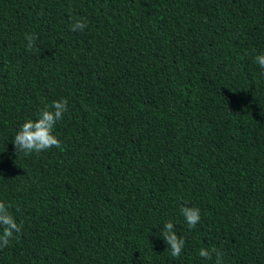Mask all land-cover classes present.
I'll use <instances>...</instances> for the list:
<instances>
[{
	"label": "trees",
	"instance_id": "1",
	"mask_svg": "<svg viewBox=\"0 0 264 264\" xmlns=\"http://www.w3.org/2000/svg\"><path fill=\"white\" fill-rule=\"evenodd\" d=\"M253 50L264 0H0V201L22 225L0 264H215L198 255L213 246L264 264ZM61 98V148L17 154L16 131ZM182 206L200 209L195 228Z\"/></svg>",
	"mask_w": 264,
	"mask_h": 264
},
{
	"label": "clouds",
	"instance_id": "2",
	"mask_svg": "<svg viewBox=\"0 0 264 264\" xmlns=\"http://www.w3.org/2000/svg\"><path fill=\"white\" fill-rule=\"evenodd\" d=\"M85 18H76L70 26L73 32H82L87 28ZM26 50L31 51L37 48V37L33 34H25ZM254 54V63L264 70V53ZM68 111V99L61 98L53 101L50 108L42 109L35 120L27 119L16 131L12 143L17 154H39L53 147L61 148V141L54 135L56 123L63 119ZM10 204L0 201V249L9 246L13 239H18L22 231V225L18 224L13 213L10 211ZM181 214L189 229H193L200 222L201 215L198 207L182 206ZM162 239L167 245V250L173 258H179L185 248L186 241L174 230V224L168 221L164 224L161 232ZM199 257L212 260L215 257V264H224V254L215 246L212 248L202 247L198 251Z\"/></svg>",
	"mask_w": 264,
	"mask_h": 264
}]
</instances>
